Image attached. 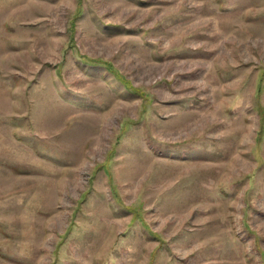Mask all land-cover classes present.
<instances>
[{
	"label": "rangeland",
	"instance_id": "374dc122",
	"mask_svg": "<svg viewBox=\"0 0 264 264\" xmlns=\"http://www.w3.org/2000/svg\"><path fill=\"white\" fill-rule=\"evenodd\" d=\"M260 85L264 0H0V264H264Z\"/></svg>",
	"mask_w": 264,
	"mask_h": 264
},
{
	"label": "trees",
	"instance_id": "16d2710c",
	"mask_svg": "<svg viewBox=\"0 0 264 264\" xmlns=\"http://www.w3.org/2000/svg\"><path fill=\"white\" fill-rule=\"evenodd\" d=\"M84 63H85L86 65H99V63H98L97 60L94 61V60H92V59H88V60L86 59ZM102 64L105 65V68H106V70H107L108 72H112V71L114 70L112 64H110V63H108V64H107V63H102ZM115 73H116V78H117L118 80L122 81L123 83H127L126 81H124V80L122 79V77L119 76V74H118L117 72H115ZM126 85H127V84H126ZM128 89H129L130 91H133V92H134V88L132 87V85H131V87H129ZM263 91H264V87H263V85H260L259 88H258V95L263 94ZM258 98H259V97H258ZM256 107H257V109H258V112H260V113L262 114V117H263V119H262L263 124H262V126H260V130H259V132H258V137H257V142L261 144L262 141H263V137H264V110H263V108L261 107V105L259 104V102H257ZM70 232H71V227L68 229L66 235H69Z\"/></svg>",
	"mask_w": 264,
	"mask_h": 264
}]
</instances>
